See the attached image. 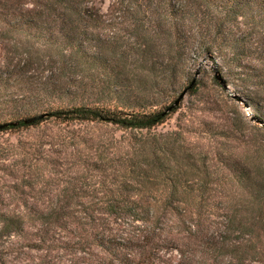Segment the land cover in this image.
I'll return each mask as SVG.
<instances>
[{
	"label": "trees",
	"instance_id": "trees-1",
	"mask_svg": "<svg viewBox=\"0 0 264 264\" xmlns=\"http://www.w3.org/2000/svg\"><path fill=\"white\" fill-rule=\"evenodd\" d=\"M96 1L0 0V35L60 57L48 76L30 59L0 67V134L49 120L141 133L117 159L78 151L67 174L36 164L0 185V264H264V139L226 136L242 155L151 134L197 88L192 54L223 61V87H255L242 99L264 122V0H111L106 12ZM186 75L162 100V84Z\"/></svg>",
	"mask_w": 264,
	"mask_h": 264
},
{
	"label": "rangeland",
	"instance_id": "rangeland-1",
	"mask_svg": "<svg viewBox=\"0 0 264 264\" xmlns=\"http://www.w3.org/2000/svg\"><path fill=\"white\" fill-rule=\"evenodd\" d=\"M110 2L111 0H97L96 5L106 12ZM194 41L192 40L190 47H193ZM191 56L193 59L187 65L186 72L190 78L196 80L197 88L190 87L180 102L181 108L151 134L163 136L173 134L169 137H177L184 146L191 148L204 146L206 149L218 147L217 150H220L219 148L224 145L229 153L246 155L245 148L238 149L240 144L233 139L235 137L226 138V136L242 138L235 132L239 130L243 135L255 133L259 139H264V122L259 123L252 118L257 108L247 107L242 99V92L246 88L255 90V87L231 77V83L225 88L219 79L218 68L224 66L222 60L216 61L209 55L192 54ZM59 58L57 50L43 47L42 43L28 37L0 35V67H4L8 59L25 62L30 59L31 63L39 68L40 73L43 74L44 71V75L48 76L50 73L46 69L50 66V62ZM186 78L187 75L178 83L175 81L174 84L169 82L162 84L164 94L162 100L163 98L167 100L173 88L181 89ZM183 91L181 94L184 93ZM209 128L224 130L225 136L218 137L215 142L213 140L209 142L201 134ZM176 133L180 135L175 136ZM140 137L139 132H123L102 124L60 125L51 120L28 131L2 133L0 134V185L18 184L27 179L28 172L36 164H48L53 173L60 171L67 174L73 162L78 160L76 156L80 155L78 151L83 158H91L95 161L101 158L117 159L123 154L133 152V147L140 143ZM183 140H186V143H183ZM5 190L9 188L5 187Z\"/></svg>",
	"mask_w": 264,
	"mask_h": 264
},
{
	"label": "water",
	"instance_id": "water-1",
	"mask_svg": "<svg viewBox=\"0 0 264 264\" xmlns=\"http://www.w3.org/2000/svg\"><path fill=\"white\" fill-rule=\"evenodd\" d=\"M219 79L221 80V83L224 85V86H226V84H225V82L220 78V76H219ZM186 94V92H184L183 93V95L180 97V99L178 100V101H180L182 98H183V96ZM248 107V106H247Z\"/></svg>",
	"mask_w": 264,
	"mask_h": 264
}]
</instances>
